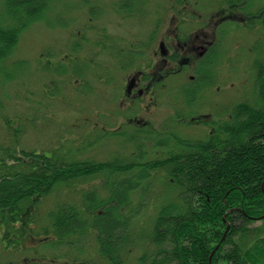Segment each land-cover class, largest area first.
I'll return each mask as SVG.
<instances>
[{
    "label": "trees",
    "instance_id": "1",
    "mask_svg": "<svg viewBox=\"0 0 264 264\" xmlns=\"http://www.w3.org/2000/svg\"><path fill=\"white\" fill-rule=\"evenodd\" d=\"M54 1L0 0V85L20 36ZM256 71L249 100L203 140L158 137L162 158L144 160L140 146L107 163L0 148L1 251L36 239L38 261L19 264H127L135 249L137 264H264V65ZM62 184L66 200L39 219V202Z\"/></svg>",
    "mask_w": 264,
    "mask_h": 264
},
{
    "label": "rangeland",
    "instance_id": "2",
    "mask_svg": "<svg viewBox=\"0 0 264 264\" xmlns=\"http://www.w3.org/2000/svg\"><path fill=\"white\" fill-rule=\"evenodd\" d=\"M123 1H128L131 7L123 6ZM188 1L191 11L204 12L203 18L225 2ZM169 2L180 4L178 0L52 2L42 21L22 33L5 63L9 76L3 80L4 85H0V148L53 152L56 158L107 163L114 158L136 156L140 146L145 153L143 159L147 160L164 157L165 149L162 152L155 147L158 137L175 135L190 141L203 140L211 127L204 118H210V122L229 119L234 107L251 97L256 70L264 65V28L258 25L259 29L253 30L254 21L249 22L246 29L238 27L234 21L229 23L234 25L217 26L218 30L228 27L234 33L227 41L222 43L221 40L217 57L207 68L213 78L195 79L192 85L193 79L186 83L185 78L195 74L186 70L179 78L161 83L165 88L156 91L159 105L149 107L150 100L139 99L132 109L128 108L122 91L126 75L136 62L139 64L135 68L140 67V62L145 68L148 61L129 60L125 56L121 59L118 49L108 44L107 49H103L112 54L113 63L103 58L100 45L106 39L114 40L117 35L122 36L126 45L136 40L139 43L154 40L155 34H159V20L163 25L169 23L167 11L163 15ZM246 5L258 9L264 6V0H248ZM197 68L203 76L202 67ZM195 87V91H190ZM180 115L189 117L180 122ZM193 119L202 121L196 124ZM64 151L70 154L65 156ZM93 183L96 188L101 187L97 179ZM66 187L62 184L59 194L58 190L51 192L39 202L35 209V215L40 214L39 219L44 218L45 210L52 208L55 202L66 200L67 196L60 194L61 188ZM157 187L155 180L148 198L157 195ZM79 195L74 193L72 200L77 201ZM20 230V237L28 238L29 232ZM38 244L36 239H27L23 244L28 246L26 250L10 253L1 251L0 243V262L19 264L26 258L38 261L40 254L32 252L33 248H40ZM140 254L139 249L132 251L127 264H137Z\"/></svg>",
    "mask_w": 264,
    "mask_h": 264
},
{
    "label": "flooded vegetation",
    "instance_id": "3",
    "mask_svg": "<svg viewBox=\"0 0 264 264\" xmlns=\"http://www.w3.org/2000/svg\"><path fill=\"white\" fill-rule=\"evenodd\" d=\"M247 1L225 0L224 5L220 4L222 5L220 9L212 10L207 18H203V11H191L188 0H178L179 5L169 2L163 10V15L165 11L168 14L170 13L169 16L167 14L169 23L163 25L159 22V34H155L154 40L143 43L136 40L130 45L123 43L121 35H117L114 40H104L100 45L102 49H107L108 44H112L118 49V54H120L118 56L121 59L125 56L129 60L147 59L145 61H148L145 68L141 62L140 67L135 68L139 64V62H136L133 70L126 75L122 91L124 93L123 98L128 101V108L132 109L137 99L150 100L147 105L149 107L158 105L160 98L157 96L156 91L165 88L161 83L174 77L179 78L186 70H190L195 74L187 76L185 78L186 82L188 79H193L191 81L195 82L197 79L200 81V78H211L213 76L212 72L207 68L210 67V62H213L217 57L221 40L222 43L227 41L230 34L234 33V31H229L228 27L218 30L217 26L234 25L229 24L232 21L236 22V25L242 29H246L251 21H254L253 24H257V22L264 24V6L258 9L251 8L252 5L250 7L246 5ZM249 1L252 2V0ZM122 5L128 6L127 8L131 7L128 1H123ZM188 16H191V18L188 19ZM258 25L255 26L254 30L259 29ZM221 30L224 31V34L221 33ZM104 49L103 58L115 63L112 54ZM102 60L104 61V59ZM198 65L202 67L201 74L203 76L199 75ZM196 88L190 91H195ZM200 121L198 119L192 120L196 124ZM203 121L210 122V118H204Z\"/></svg>",
    "mask_w": 264,
    "mask_h": 264
}]
</instances>
